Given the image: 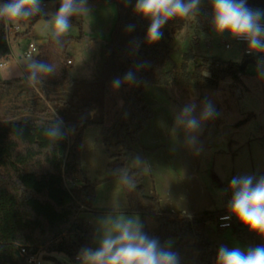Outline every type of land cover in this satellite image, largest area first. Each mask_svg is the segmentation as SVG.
I'll return each instance as SVG.
<instances>
[{
  "label": "trees",
  "instance_id": "1",
  "mask_svg": "<svg viewBox=\"0 0 264 264\" xmlns=\"http://www.w3.org/2000/svg\"><path fill=\"white\" fill-rule=\"evenodd\" d=\"M58 3V0H49ZM89 2H114L118 18L112 31V38L106 47V61L103 64L100 81L103 95L100 107L92 104L78 106V97L52 96L57 91L78 83L69 74L68 49L75 40L64 38V46L57 50L49 39L41 46L36 59L54 65L56 72L42 85L30 87L25 80L13 79L1 83L0 94L4 89L19 87L20 94L27 96L23 107L13 109V118L0 119V264H27V256L41 253L44 261H55L56 254H63L73 264L79 250L84 245L93 246L95 228L85 217L93 209L96 197V184L90 181L81 165L83 134L87 127H104L105 145L112 146L110 134L116 136L115 128L127 113L132 114V122L137 115L142 116L140 126L133 132L128 125L119 130L121 140L115 145L118 153L112 155L110 163L114 170L122 168L127 159L130 143L139 140L144 122L152 117L149 106L144 101L146 86H178L195 89L217 90L227 78L241 82L240 63H225L214 57H202L197 63L196 55L186 53L180 70L173 74L167 71L174 49L169 43L182 32L190 18H177L167 23L161 30L162 38L155 43L145 41L149 21L134 15L135 0H89ZM250 8L264 9V0H247ZM39 17L31 21V26ZM135 25L132 32L126 27ZM31 29V28H30ZM29 32V31H28ZM139 43L133 51L132 42ZM10 46L7 30L0 24V62L7 60ZM250 58L245 55L244 60ZM260 59V58H259ZM258 59V60H259ZM195 67L191 70V64ZM138 64L144 68L137 73L138 86H122L129 90L122 111L116 115L110 127L104 126V100L109 94L112 81L122 78ZM245 74V73H243ZM97 109V116L90 113ZM54 112L63 119L65 130L71 129L65 138L55 145L44 135V129L51 121ZM240 122L238 126L243 124ZM126 128L127 136L122 132ZM137 173V188L129 192L124 187L130 211L143 216L144 231L156 237L161 244L175 239L174 250L195 264H215L217 247L206 237L209 222L219 221L228 210L205 211L189 217L183 213H169L161 209L157 196H146L143 191V173ZM158 223V232L150 233L146 218ZM25 249L27 255L21 251Z\"/></svg>",
  "mask_w": 264,
  "mask_h": 264
},
{
  "label": "rangeland",
  "instance_id": "2",
  "mask_svg": "<svg viewBox=\"0 0 264 264\" xmlns=\"http://www.w3.org/2000/svg\"><path fill=\"white\" fill-rule=\"evenodd\" d=\"M4 0H0V3ZM47 11H55L58 3L43 0ZM91 17H77L66 37L73 41L68 49L70 76L77 80L73 86L51 91L52 96L78 97L76 105L92 104L100 107L103 84L100 81L103 64L106 61V47L112 38V31L118 18L117 5L114 2H89ZM46 18V17H45ZM46 21L38 19L32 26L31 22L21 23L18 32L7 29L10 55L0 64L1 83L13 79L20 80L21 72L29 58L26 52L30 44L38 48L44 46L50 39L45 28ZM31 28V29H30ZM29 31V32H28ZM231 43L226 48L225 43ZM174 49L172 58L167 65V71L175 74L180 70L183 56L186 53L196 55L197 63L202 57H214L225 63L244 61L245 46L237 44L227 34L217 35L211 25L210 0H202L197 17L190 19L185 31L175 35L169 43ZM33 54L31 58H36ZM258 61V60H257ZM191 64V70L195 67ZM241 82L235 83L227 78L220 83L217 90L195 89L178 86H146L144 101L151 110L152 117L144 122L139 133L138 142L130 143L124 167H130L128 161L135 155L145 159L151 167V172L143 173V191L146 196H157L161 209L169 213H183L189 217L205 211L217 212L228 210L227 204L231 198L228 189L234 176L252 174L264 175V80L257 77V62L246 66ZM4 89L0 94V119L13 118V109L23 107L26 95L20 94L19 87ZM38 91L39 88L36 87ZM129 90H113L104 100V126L114 123L125 104ZM211 98L218 115L207 122L199 137L202 151L194 155L184 147L183 133L173 138L169 129L173 124L174 111L195 98L199 102ZM97 115L91 116L96 117ZM142 116L132 122V114L127 113L119 120L115 133L110 134L112 146H106L103 140L104 127L91 125L83 134L81 165L82 169L93 183L96 184V197L93 209L86 213L95 228L100 219L111 214L112 203L120 201L122 211L127 215H137L143 223V216L130 211V205L123 186L116 180L111 162L112 155L118 153L115 145L121 140L119 130L128 125V131L133 132L140 126ZM244 122L240 126V122ZM225 128L230 138L225 136ZM127 136L126 128L122 132ZM227 223V227L222 225ZM209 222L206 226V239L218 248L226 245L229 248L257 246L264 240L232 218L231 222ZM150 233L158 232V223L146 218ZM175 244V239H170ZM96 245L93 243V247ZM55 261H44V264H73L63 254H56ZM181 264H195L185 258Z\"/></svg>",
  "mask_w": 264,
  "mask_h": 264
},
{
  "label": "clouds",
  "instance_id": "3",
  "mask_svg": "<svg viewBox=\"0 0 264 264\" xmlns=\"http://www.w3.org/2000/svg\"><path fill=\"white\" fill-rule=\"evenodd\" d=\"M201 5L202 0H135L132 10L137 17L149 21L145 41L152 44L162 38L161 30L167 23L177 18L197 17ZM210 5L214 32L246 42L248 52L260 57L257 77L264 80V9L250 8L247 0H210ZM91 12L89 0H58L55 11H47L43 0H4L0 3V24L7 30L39 17L46 21L45 28L52 44L61 50L74 18L91 17ZM134 29L132 24L126 27L127 32ZM132 45L133 51L138 50V42L133 41ZM143 68V64H138L135 70L130 69L122 78H115L112 89L118 90L125 85L138 86L137 73ZM55 72L51 63L30 57L21 76L30 87H36ZM90 115H95L94 110ZM217 115L211 98L206 97L199 104L193 98L174 111L169 133L176 138L182 132L184 147L199 155L202 151L199 137L205 124ZM71 131L65 130L63 119L54 112L44 135L55 145ZM128 165L130 167L118 168L113 174L126 190L133 192L137 188V173L133 169L151 172V167L139 155L131 157ZM225 191L231 193V198L227 204L228 214L221 220L227 222L235 217L249 233L264 240V175L234 176ZM111 207V214L98 223L93 237L96 246L84 245L80 248L77 255L79 264H181L172 240L161 244L158 238L149 236L137 215H127L122 211L120 201L113 202ZM222 226L228 225L225 223ZM215 264H264V243L247 248L221 245Z\"/></svg>",
  "mask_w": 264,
  "mask_h": 264
},
{
  "label": "built area",
  "instance_id": "4",
  "mask_svg": "<svg viewBox=\"0 0 264 264\" xmlns=\"http://www.w3.org/2000/svg\"><path fill=\"white\" fill-rule=\"evenodd\" d=\"M11 31H13V32H18V31H19V27H18V28H17V27L11 28ZM234 40H235V42H236L237 44H242V45L245 46V50H244L245 55L250 56V57L255 56L254 54H251V53L248 52L246 42H244V41H242V40H236V39H234ZM225 45H226V48H231V47H232V44H231V43H228V42H226ZM39 49H40V48H38V47L35 46L34 44H30V46H29V50L26 52V57L29 58V57H31L33 54H38ZM69 64H71L70 61H69ZM3 66H4V64H0V67H3ZM231 220H232V219H231ZM231 220H229V221H227V222H231ZM219 221H220L221 223H225V221H222V220H221V217L219 218ZM21 253H22L23 255H25V256L27 255V252H26L25 249H23V250L21 251ZM76 261L78 262L77 259H76ZM27 264H44V261H43V255H42L41 253H35V254H33V255L27 256Z\"/></svg>",
  "mask_w": 264,
  "mask_h": 264
},
{
  "label": "water",
  "instance_id": "5",
  "mask_svg": "<svg viewBox=\"0 0 264 264\" xmlns=\"http://www.w3.org/2000/svg\"><path fill=\"white\" fill-rule=\"evenodd\" d=\"M260 57L258 55H255V56H252L250 58H247L243 61V63L241 65H239V71H240V74H243L244 71H245V68L248 64L250 63H255L257 62V60L259 59ZM227 129L228 128H225V136L226 138H230V135L227 133Z\"/></svg>",
  "mask_w": 264,
  "mask_h": 264
},
{
  "label": "crops",
  "instance_id": "6",
  "mask_svg": "<svg viewBox=\"0 0 264 264\" xmlns=\"http://www.w3.org/2000/svg\"><path fill=\"white\" fill-rule=\"evenodd\" d=\"M193 17H190L189 19H188V23H189V21H190V19H192ZM188 23H187V25H188ZM187 27V26H186ZM186 27H185V29H186ZM185 29L183 30V31H185ZM93 112V111H92ZM94 112H95V115L97 114V109H94ZM91 116H93V115H91ZM191 217V216H190Z\"/></svg>",
  "mask_w": 264,
  "mask_h": 264
}]
</instances>
